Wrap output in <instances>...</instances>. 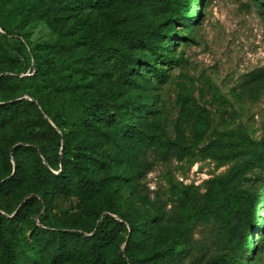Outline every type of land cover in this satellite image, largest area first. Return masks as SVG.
<instances>
[{"label":"rangeland","instance_id":"rangeland-1","mask_svg":"<svg viewBox=\"0 0 264 264\" xmlns=\"http://www.w3.org/2000/svg\"><path fill=\"white\" fill-rule=\"evenodd\" d=\"M10 1L0 0V22L10 33L3 35L15 45L22 37L33 48L43 42H91L120 28L147 36L152 45L179 60L168 66L156 59V66L163 69L159 80L152 67L135 63L131 83L124 82L118 67L108 73L68 69L74 94L104 105L113 116L100 123L91 121L96 125L93 130L98 126L101 133L72 126L60 118L66 130L72 131L74 142L91 147L96 158L104 156V163L96 165L91 173L101 188L92 197L81 199L62 192L44 204V187L32 176L26 157L20 153L18 160L11 157L16 173L9 176L4 167L5 153L17 145L36 147L53 162L59 152L57 146L33 140L29 129L21 124L0 129V181L14 177L18 182L8 195L0 196L1 200L10 212L30 198L41 200L28 209L25 221L11 225L17 252H21L24 241L40 242L45 258L42 264H82L87 238L110 209L118 207L120 212L135 217L136 227L133 230L126 225L106 247L104 264H114L111 257L125 250L129 236L136 254L133 264H154V227L149 228L147 218L154 213L158 200L164 202L170 215L176 198L188 191L201 195L211 179L227 174H231L230 187L255 193L264 178L263 0H204L199 7L198 0H181L179 5L189 14L199 9L198 19L189 23H175L170 19V9L144 1L54 0L53 20L33 7V0H13L23 2L18 12ZM24 16L29 21H21ZM120 49L127 55L129 44H121ZM37 54L38 61L31 60L32 69L27 68L20 76L33 73L38 66L45 67L46 53ZM140 54L154 60L146 45ZM58 56L54 49V62ZM11 66L20 68L0 59V75ZM28 90L34 91L33 87L19 91L0 88V95L9 100L30 98ZM70 95L51 86H43L37 93L54 108L62 107ZM132 99L138 100V111L130 120L134 127L128 135H122L117 130L119 115L126 101ZM3 213L13 215V211ZM260 214L264 223V207ZM47 229L81 233L79 248L71 249L64 262H53L57 252L41 237ZM193 233L196 240L210 238L205 226H196ZM252 246L254 254L248 251L240 264H264L263 231L254 232ZM20 258L22 264H31Z\"/></svg>","mask_w":264,"mask_h":264},{"label":"trees","instance_id":"trees-1","mask_svg":"<svg viewBox=\"0 0 264 264\" xmlns=\"http://www.w3.org/2000/svg\"><path fill=\"white\" fill-rule=\"evenodd\" d=\"M130 2H149L153 5L164 6L170 9V19L173 22L183 23L196 21V14H189L185 7L179 5L181 0H128ZM186 2V0H182ZM198 7L204 0H198ZM264 1V0H263ZM102 2L109 3L107 0ZM12 9L20 11L23 2L10 1ZM32 6L42 9L41 13L48 19H54V0H33ZM48 12H51L48 14ZM24 16L21 21H29ZM10 34L0 22V59L11 65H20L18 70L9 67L7 73L0 75V88L19 91L33 87L34 91L26 93L31 98L9 100L0 95V129L10 124H21L29 129L31 138L37 141H49L56 145L59 152L53 162L46 154L36 147L17 145L9 153H5V169L8 175L13 171L11 157L16 160L17 153L26 157L34 179L43 185L44 204H49L54 195L59 193L75 194L81 199L92 197L99 193L101 188L92 177L93 168L102 165L103 157H94L91 147L82 142H74L72 131H67L60 118L72 126H84L93 130L96 126L91 121L100 123L110 120L112 114L108 108L99 103L88 101L86 98L74 94L72 83L68 80V69L79 68L83 72L96 71L108 73L111 68L121 69V76L125 83L132 82L134 64L142 62L152 71L159 80L162 77V66L157 67L155 60L161 65H172L178 59L165 54L163 48H158L149 42L147 36H139L115 28L102 40L91 42H64V43H38L30 47L24 38L18 39L15 45ZM172 39L173 36H168ZM190 39V38H189ZM129 44L130 51L125 55L120 45ZM148 46L153 52L152 58L144 59L140 49ZM54 49L58 53V61L54 62ZM37 51L45 52V67L38 66L33 73L20 76L26 69H32L31 60L38 61ZM43 86H51L56 91L68 92L70 98L62 107L54 108L47 104L37 93H41ZM36 92V93H35ZM1 94V92H0ZM138 111V100H127L125 108L119 115L117 130L122 135H128L134 124L132 117ZM96 133H101L98 126ZM103 136V134H101ZM39 153L42 155L40 156ZM102 154V153H99ZM145 157V154H143ZM45 159L49 167L44 163ZM54 170L58 173H54ZM231 174L217 176L210 180L206 191L196 195L193 191L184 193L174 200L170 215L166 212L160 200L155 203V211L148 216L149 228L154 227V246L151 259L154 264H240L248 251L254 254V232H264L263 218L260 214L264 207V178L252 194L249 190L239 191L228 185ZM18 185L16 178L0 181V196H6ZM40 199L30 198L18 209L12 210L11 217L3 212L12 214L5 202L0 198V264H22L21 256L31 261V264H42L44 255L41 243L29 244L24 241L21 252L15 250L13 223L23 222L28 209L40 203ZM3 211V212H1ZM133 230L136 227L135 217L128 212H120L118 207H112L100 224L93 230L86 240V257L82 264H104L106 262V247L112 244L124 230L125 226ZM205 226L210 231V238L196 240L193 230L196 226ZM46 238L45 245L55 248L57 255L52 256L61 262L67 259L69 251L77 250L80 246L82 234L54 229L41 232ZM43 239V238H40ZM35 253H31V251ZM136 260V254L131 246V237L126 241L124 251H118L111 262L114 264H130Z\"/></svg>","mask_w":264,"mask_h":264}]
</instances>
